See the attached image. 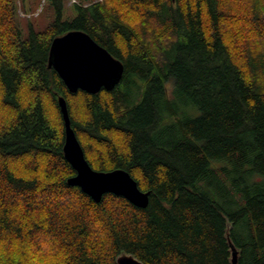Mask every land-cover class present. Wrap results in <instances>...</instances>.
<instances>
[{
  "label": "trees",
  "instance_id": "obj_1",
  "mask_svg": "<svg viewBox=\"0 0 264 264\" xmlns=\"http://www.w3.org/2000/svg\"><path fill=\"white\" fill-rule=\"evenodd\" d=\"M0 0V264H264V0H44L24 37ZM24 1V0H20ZM81 31L120 82L70 93L52 40ZM171 85L170 93L167 85ZM92 169L124 170L146 208L67 184L64 123Z\"/></svg>",
  "mask_w": 264,
  "mask_h": 264
},
{
  "label": "water",
  "instance_id": "obj_2",
  "mask_svg": "<svg viewBox=\"0 0 264 264\" xmlns=\"http://www.w3.org/2000/svg\"><path fill=\"white\" fill-rule=\"evenodd\" d=\"M48 67L52 68L70 93L83 91L96 94L102 89L112 90L121 80L123 65L81 31L68 32L52 40L49 48ZM58 106L64 123L63 155L75 171L67 184L78 187L94 202L105 194L123 197L138 208H146L149 192L139 189L137 182L124 170L96 171L85 159L84 152L70 126L66 101L59 97ZM231 252V264H237L238 251L233 245L228 229L225 234ZM116 264H143L132 255L121 254Z\"/></svg>",
  "mask_w": 264,
  "mask_h": 264
},
{
  "label": "rangeland",
  "instance_id": "obj_3",
  "mask_svg": "<svg viewBox=\"0 0 264 264\" xmlns=\"http://www.w3.org/2000/svg\"><path fill=\"white\" fill-rule=\"evenodd\" d=\"M18 22L23 31L24 37L28 34V25L30 24L36 31L42 30L51 17V10L44 0H24L18 1ZM77 0H66L65 12L68 17L74 15L73 6ZM171 85H167V91L170 93Z\"/></svg>",
  "mask_w": 264,
  "mask_h": 264
}]
</instances>
